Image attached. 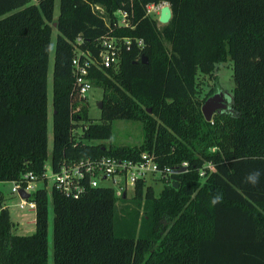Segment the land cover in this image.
<instances>
[{
	"label": "trees",
	"instance_id": "obj_1",
	"mask_svg": "<svg viewBox=\"0 0 264 264\" xmlns=\"http://www.w3.org/2000/svg\"><path fill=\"white\" fill-rule=\"evenodd\" d=\"M162 2L170 19L157 26L145 6ZM91 4L108 14L131 9L134 28L115 33L141 41L116 69L90 71L92 88L101 89L98 122L87 120L70 74V43L80 37L91 47L106 31ZM227 58V110L205 122L203 102L193 100L196 75L211 76ZM114 120L140 123L138 148L100 144L110 140ZM142 153L160 168L185 163V172L158 179L157 195L137 181L121 214L111 189L86 188L75 200L49 191L52 264H264V0H59L56 19L53 0H0V182L39 178L47 158L55 170L62 161H135ZM207 163L214 171L200 182L197 170ZM30 201L31 235L12 233L7 210L0 211V264H47L46 190Z\"/></svg>",
	"mask_w": 264,
	"mask_h": 264
},
{
	"label": "built area",
	"instance_id": "obj_2",
	"mask_svg": "<svg viewBox=\"0 0 264 264\" xmlns=\"http://www.w3.org/2000/svg\"><path fill=\"white\" fill-rule=\"evenodd\" d=\"M89 8L100 18L106 31L103 36L94 40L91 47L83 48L81 46L83 41L80 37L70 43L72 47L70 74L77 100L83 104H86L87 94L92 89L90 71L116 69L123 52L129 51L132 46L136 48L141 46L140 40L115 33L134 28L131 9L120 8L108 14L100 5L91 4ZM159 10L160 6L148 4L145 6V15L159 13ZM213 171L210 163L204 164L197 170L199 181H204ZM183 172H185V163L181 164L180 169L160 168L154 162L153 154L149 153L140 154L135 161L108 156L62 161L55 170H52L50 161L47 159L39 178L26 173L22 179L8 182L10 184L9 194L16 196L18 202L15 206L19 210L26 209L27 211H34L35 208L34 203L30 201L31 194L40 187L46 190L48 184L49 190L53 188L61 195L74 200L78 199L86 188L111 189L116 202H119L125 200L127 195L132 196L137 181H143L146 184L148 178L153 179L155 176L159 180L166 181L171 174ZM4 183L6 182H0V184ZM99 183H105V185L100 186ZM19 191L27 194L28 198H20ZM2 210H7V208L3 205V196L0 194V211Z\"/></svg>",
	"mask_w": 264,
	"mask_h": 264
},
{
	"label": "rangeland",
	"instance_id": "obj_3",
	"mask_svg": "<svg viewBox=\"0 0 264 264\" xmlns=\"http://www.w3.org/2000/svg\"><path fill=\"white\" fill-rule=\"evenodd\" d=\"M58 2L59 0H53V19H56L58 15ZM166 5L165 3H159L160 8ZM159 12V11H158ZM157 22L158 13H152L150 15ZM157 26H162L158 24ZM56 30L52 27L50 34V44H49V55L47 64V76H46V137H47V154L49 157V152L51 149V69H52V57L53 48L56 36ZM233 89L232 82V62L227 58L224 63L215 66L214 71L211 76L196 75L195 78V94L193 100L198 102H203V100L211 95V93L218 92L223 94V98L226 104L229 103V97ZM210 93V94H209ZM208 95V96H207ZM101 101V89L98 87H93L87 94L86 100V118L92 122H98L99 110L96 108V103ZM202 104V103H201ZM201 107V105H200ZM79 132V130L77 131ZM142 142V131L139 122L128 121V120H114L110 124V140L103 141L105 147L111 146H129L138 148ZM92 144H99V142H90ZM214 148H211L213 150ZM48 159V158H47ZM47 161V160H46ZM158 177L155 176L153 179L148 178L146 185L152 186L154 194H158L161 189L162 182L157 181ZM100 186H104L105 183H99ZM41 186V184H38ZM49 184L46 187L47 192V204H46V255L47 264H52V207L51 199L49 196ZM10 184L8 182L0 184V194L3 196V205L7 208V213L9 221L13 224L12 233L16 235L27 236L31 235L34 231L33 219L34 211H27L26 209L19 210L15 204L18 200L16 196L9 194ZM155 195V196H156ZM130 195L126 196L123 202H116L115 207L118 214L119 209L123 206L128 205V198ZM141 212H138L137 222L140 221Z\"/></svg>",
	"mask_w": 264,
	"mask_h": 264
},
{
	"label": "water",
	"instance_id": "obj_4",
	"mask_svg": "<svg viewBox=\"0 0 264 264\" xmlns=\"http://www.w3.org/2000/svg\"><path fill=\"white\" fill-rule=\"evenodd\" d=\"M170 19V9L167 5H164L160 8L159 13H158V17H157V22L160 25H165L168 23ZM141 64H146V57L141 56L140 57V61ZM227 105L223 95L221 93L218 94H214L212 96H209L208 98H206L201 107H200V113L203 117V120L205 122H209L211 120V117L214 114H219L222 111H225L227 109ZM101 106V102L98 101L96 103V108L99 110ZM149 112V110H147V113ZM181 171H183V169H181ZM18 195L20 198L22 199H27L28 195L23 193L22 191L18 192Z\"/></svg>",
	"mask_w": 264,
	"mask_h": 264
},
{
	"label": "clouds",
	"instance_id": "obj_5",
	"mask_svg": "<svg viewBox=\"0 0 264 264\" xmlns=\"http://www.w3.org/2000/svg\"><path fill=\"white\" fill-rule=\"evenodd\" d=\"M250 179H253L254 181V177H250ZM219 199H220L219 197L214 198L213 203L219 202Z\"/></svg>",
	"mask_w": 264,
	"mask_h": 264
},
{
	"label": "flooded vegetation",
	"instance_id": "obj_6",
	"mask_svg": "<svg viewBox=\"0 0 264 264\" xmlns=\"http://www.w3.org/2000/svg\"><path fill=\"white\" fill-rule=\"evenodd\" d=\"M214 94H218V92H215V91H214V92L211 94V96L214 95ZM221 94H222V93H221ZM222 95H223V94H222ZM226 110H227V109H226Z\"/></svg>",
	"mask_w": 264,
	"mask_h": 264
}]
</instances>
